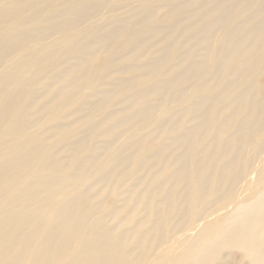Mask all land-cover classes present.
Instances as JSON below:
<instances>
[{
    "label": "bare ground",
    "instance_id": "obj_1",
    "mask_svg": "<svg viewBox=\"0 0 264 264\" xmlns=\"http://www.w3.org/2000/svg\"><path fill=\"white\" fill-rule=\"evenodd\" d=\"M0 264H264V0H0Z\"/></svg>",
    "mask_w": 264,
    "mask_h": 264
},
{
    "label": "rangeland",
    "instance_id": "obj_2",
    "mask_svg": "<svg viewBox=\"0 0 264 264\" xmlns=\"http://www.w3.org/2000/svg\"><path fill=\"white\" fill-rule=\"evenodd\" d=\"M152 145H153V146H152ZM151 146L154 147V143H153V142L151 143Z\"/></svg>",
    "mask_w": 264,
    "mask_h": 264
}]
</instances>
